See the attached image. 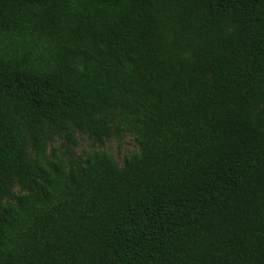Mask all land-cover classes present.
Segmentation results:
<instances>
[{
	"label": "trees",
	"instance_id": "obj_1",
	"mask_svg": "<svg viewBox=\"0 0 264 264\" xmlns=\"http://www.w3.org/2000/svg\"><path fill=\"white\" fill-rule=\"evenodd\" d=\"M0 264H264V0H0Z\"/></svg>",
	"mask_w": 264,
	"mask_h": 264
},
{
	"label": "rangeland",
	"instance_id": "obj_2",
	"mask_svg": "<svg viewBox=\"0 0 264 264\" xmlns=\"http://www.w3.org/2000/svg\"><path fill=\"white\" fill-rule=\"evenodd\" d=\"M80 146L77 151L82 152L83 149H100L109 152L120 164H124L125 159L140 151V145L135 140L132 134H125L119 138H112L104 142L90 140L85 135H78ZM58 145V142L55 143ZM13 193L18 194L21 189L18 185L13 187Z\"/></svg>",
	"mask_w": 264,
	"mask_h": 264
}]
</instances>
